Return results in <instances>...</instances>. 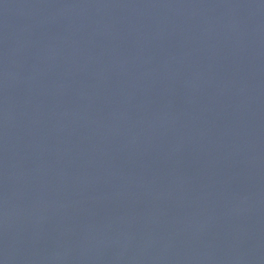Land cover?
Segmentation results:
<instances>
[{"label":"water","instance_id":"water-1","mask_svg":"<svg viewBox=\"0 0 264 264\" xmlns=\"http://www.w3.org/2000/svg\"><path fill=\"white\" fill-rule=\"evenodd\" d=\"M0 264H264V0H0Z\"/></svg>","mask_w":264,"mask_h":264}]
</instances>
